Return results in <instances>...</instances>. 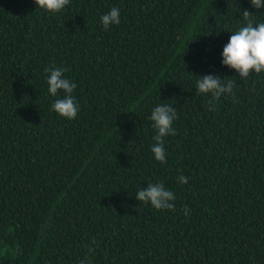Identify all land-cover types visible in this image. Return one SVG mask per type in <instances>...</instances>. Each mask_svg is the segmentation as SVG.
<instances>
[{
	"label": "trees",
	"instance_id": "obj_1",
	"mask_svg": "<svg viewBox=\"0 0 264 264\" xmlns=\"http://www.w3.org/2000/svg\"><path fill=\"white\" fill-rule=\"evenodd\" d=\"M245 9L264 23L250 0H70L60 13L0 0V264H264V73L222 65ZM53 66L77 84L74 120L51 108ZM205 75L232 93L209 103ZM160 104L178 117L166 164L151 151ZM149 183L175 210L136 200Z\"/></svg>",
	"mask_w": 264,
	"mask_h": 264
},
{
	"label": "clouds",
	"instance_id": "obj_2",
	"mask_svg": "<svg viewBox=\"0 0 264 264\" xmlns=\"http://www.w3.org/2000/svg\"><path fill=\"white\" fill-rule=\"evenodd\" d=\"M33 2L36 7L49 13H60L70 4V0H33ZM250 3L256 9L264 8V0H250ZM242 14L246 25L230 36L223 48L222 65L234 69L241 80H247L253 73L257 75L264 73V23L254 25L250 19L252 14L247 9ZM100 21L105 30L113 24L119 25V8H111L100 17ZM66 71L65 68L55 66L46 68L45 72L48 73L46 83L49 94L57 97L51 104L52 110L60 117L74 120L80 111V106L73 96L77 84L65 78ZM196 88L198 94H209L211 96L209 103H212L219 100L222 95L232 93L234 82L229 77L221 79L219 75H205L199 77ZM61 93H63L62 98ZM177 118L175 108L168 104L157 105L149 117L156 130V135L153 137L155 143L151 151L155 159L162 164L167 163L164 138L176 134L173 124ZM178 179L182 184L188 181L183 175ZM175 199L174 193L166 189L163 183H149L146 189L139 190L136 195V200L144 204L150 203L157 210H175V205L172 203ZM185 214L187 215L186 210Z\"/></svg>",
	"mask_w": 264,
	"mask_h": 264
}]
</instances>
